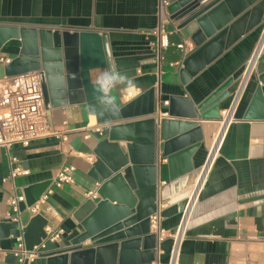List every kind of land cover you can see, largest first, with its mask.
<instances>
[{
  "label": "crops",
  "instance_id": "crops-1",
  "mask_svg": "<svg viewBox=\"0 0 264 264\" xmlns=\"http://www.w3.org/2000/svg\"><path fill=\"white\" fill-rule=\"evenodd\" d=\"M262 1L221 0L225 3V12L231 15L241 13L249 2ZM164 2L168 5L164 6ZM179 2L0 0V59L8 61L0 63V78L5 76L9 64L22 51L24 53L20 36L10 35L12 32L21 29L90 32L107 38L113 59L125 61L126 69L135 67L126 72L132 73L130 77L138 85L139 94L126 100L125 93H117L119 109L149 89H154L156 101L152 116L99 123L106 113L100 114L102 110L93 99V90H86L78 70L80 61L76 60V69L71 73L73 82L69 83L70 101L63 107L45 106L48 125L66 138L61 150L60 141L55 137L32 141L26 148L15 145L8 151L0 149V264H19L13 255L16 238L23 235L25 245L33 247L41 241L45 225L63 230L64 234L59 241L46 243L40 255H45L46 259L69 249L71 242L83 232L81 223L99 201L87 199L86 194L99 189L97 181L102 173L124 165L133 170L136 191L148 199L146 191L153 186L155 204L164 205L161 241L150 229V234L156 236L152 241L151 264L170 263L172 237L197 185L200 187L184 228L178 257V245L175 248L173 264L176 257L177 264H264V120H244L259 86L257 78L264 69V54L259 71L249 81L235 120L224 135L219 138V113L227 107L230 95L217 110L210 109L207 118L198 122L203 139L189 156L192 172L169 180V167L162 158L163 142L159 136L160 120L170 119L167 115L170 102L176 107L180 99L186 98L192 105H200L229 80L232 84L228 89H233L254 49L260 26L242 36L184 83L180 71L197 48L190 40L195 26L183 27V20L172 19ZM100 71H89V85L92 86ZM44 82L48 92L49 87ZM88 125L100 126L102 136L93 134L85 140L84 128ZM208 155L209 159L212 155L214 161L206 175L202 168ZM89 156H93L94 163L99 162L97 167L87 161ZM64 165L75 168L73 184L54 189L47 201L51 211L45 214L43 208V216L35 219L28 207L42 195ZM182 166L179 162L176 171H182ZM14 168L28 171V175L12 180L10 172ZM121 171L103 182L101 194L113 201V205L119 202L133 207L137 203L135 191L123 180ZM14 191L23 195L18 223L12 221L13 214L7 205ZM40 260L32 264H39Z\"/></svg>",
  "mask_w": 264,
  "mask_h": 264
},
{
  "label": "water",
  "instance_id": "water-1",
  "mask_svg": "<svg viewBox=\"0 0 264 264\" xmlns=\"http://www.w3.org/2000/svg\"><path fill=\"white\" fill-rule=\"evenodd\" d=\"M225 9V3L221 0H180L172 19L183 20V27L195 26L190 40L197 48L183 63V69L180 71L182 82L185 83L197 75L242 36L259 27L264 20V1L258 4L249 2L247 7L236 15L226 13ZM10 35L20 36L24 53L22 51L19 57L9 64L5 76L40 72L46 108L63 107L70 101L72 95L69 83L73 82L71 73L76 69V60L80 61L78 70L87 91L93 90L89 85L91 69L103 70L113 63L118 70L135 69L134 66L126 69L125 61L111 57L106 37L100 38L90 32L21 29ZM258 68L259 65L257 72ZM127 74L132 76V73ZM44 81L49 87L48 92ZM257 81L259 86L244 120H264V69L259 72ZM231 84L232 80L225 82L197 106L192 105L186 98L180 99L176 107L170 102L167 115L171 120L162 119L159 122V136L163 142L162 158L167 161L170 181L192 172L189 156L203 139L198 122L207 118V111L210 109L217 110L218 105L232 94L236 83L233 89L229 90ZM155 105L154 89H149L121 107L118 114L106 113L98 122L152 116ZM90 108L92 109V105ZM172 118L188 121L179 122ZM179 162L183 166L182 171L178 172L176 166ZM98 165L96 160L94 167ZM119 171L128 187L135 191L137 203L133 207L119 202L113 205V201L101 194L103 182ZM132 172L131 168L124 165L114 171L102 173V178L97 181L100 186L96 191L99 201L81 223L83 232L71 242L69 249L46 259L45 255H39L36 263L41 259L39 264H151L154 248L152 241L156 240V236L150 234L149 217L156 209V188L149 187L146 191L149 197L144 199L143 194L136 191ZM40 217L42 216H36L35 219ZM86 242H89V245H84ZM26 247L31 248L27 244Z\"/></svg>",
  "mask_w": 264,
  "mask_h": 264
},
{
  "label": "built area",
  "instance_id": "built-area-1",
  "mask_svg": "<svg viewBox=\"0 0 264 264\" xmlns=\"http://www.w3.org/2000/svg\"><path fill=\"white\" fill-rule=\"evenodd\" d=\"M163 5L167 6L168 3L164 2ZM263 36L264 20L259 27L254 49L247 63L245 64L239 79L236 82L234 91L232 94H230L228 105L219 113L220 131L224 130V133L226 132L228 126L235 120V114L244 98L249 81L256 73L259 62L264 54L263 41L259 50V54L255 58V54ZM7 62V60L0 59L1 64H5ZM63 125H66V123H63ZM84 131L86 132V135L84 136L85 140L89 139L93 134L102 136V128L98 125H88L84 128ZM49 137H55L60 141V150L61 145L66 143V138L57 129L50 127L47 123L44 96L39 72H31L12 77L4 76L0 78V149H5L8 151L12 146L15 145L26 148L32 141ZM208 160L209 155L202 170H204L206 167ZM87 161L92 164L95 160L93 156H89ZM213 161L209 166V169L211 168ZM74 172L75 168L73 166H62L57 171L54 179L51 181L42 195L30 207H28L29 212L35 217L43 216V212L48 214L51 211V208L47 205L49 197L54 193V189H61L64 185L73 184ZM25 175H28V171H23L18 168H14L10 172V178L12 180L16 177ZM163 185H165V183H163ZM86 197L92 201L99 199L96 191L88 192ZM22 201L23 195H18L15 191L7 200V205L10 207L13 214L12 221L15 223L19 222V204ZM188 206L189 200L185 210L182 213L181 221L176 233L172 237V247L170 251L171 259L169 264H173V255L177 245L178 257L184 230L182 232L180 241L177 239L182 222L187 214ZM163 209L164 205L160 203L156 204L155 212L149 217L150 229L153 230L154 233H157L159 241H161V237L164 233V231L160 228L161 211ZM186 218L188 219V216ZM42 234L43 238L41 239L40 243L31 247L30 249L26 247L23 235H20L16 238L17 247L13 252V255L15 258H17L19 264L34 263L41 254V251L45 249L46 243H55L59 241L64 232L63 230H55L49 225H45L42 229ZM177 257L176 263L174 264H177Z\"/></svg>",
  "mask_w": 264,
  "mask_h": 264
},
{
  "label": "clouds",
  "instance_id": "clouds-1",
  "mask_svg": "<svg viewBox=\"0 0 264 264\" xmlns=\"http://www.w3.org/2000/svg\"><path fill=\"white\" fill-rule=\"evenodd\" d=\"M93 99L100 107L101 115L105 113H119L120 97L117 93H125V99L131 100L139 94V87L128 76L126 71L118 70L115 63L99 72L92 82Z\"/></svg>",
  "mask_w": 264,
  "mask_h": 264
},
{
  "label": "bare ground",
  "instance_id": "bare-ground-1",
  "mask_svg": "<svg viewBox=\"0 0 264 264\" xmlns=\"http://www.w3.org/2000/svg\"><path fill=\"white\" fill-rule=\"evenodd\" d=\"M264 41V36L262 37V39H261V43H260V45H259V47H258V50H257V52H256V54H255V58L258 56V54H259V50H260V48H261V45H262V42ZM254 58V59H255ZM224 107V106H223ZM225 108V107H224ZM223 109V108H222ZM240 109V108H239ZM223 133H224V130H221V131H219V138H221L222 137V135H223ZM212 161H213V156L211 155V158L209 159V161H208V164L206 165V167L204 168V170L202 171V173L204 172V174L205 173H207V171H208V169H209V166L211 165V163H212ZM200 180H203V176H202V179H200ZM200 182L201 181H199V184H200ZM199 185H197V191H195V193H193V195L191 196V198H190V201H189V206H188V211H187V214H186V216H185V218H184V220H183V222H182V225H181V229H180V231H179V235H178V241H180V239H181V235H182V232H183V230H184V228H185V226H186V224H187V221H188V219H189V214H190V211H191V209L193 208V204H194V202H195V199H196V196H197V193H198V190H199ZM188 216V219L186 218Z\"/></svg>",
  "mask_w": 264,
  "mask_h": 264
}]
</instances>
